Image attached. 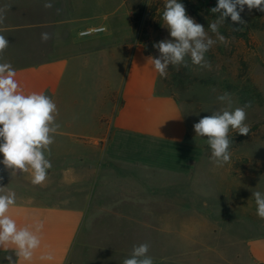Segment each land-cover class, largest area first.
<instances>
[{
	"label": "crops",
	"instance_id": "crops-1",
	"mask_svg": "<svg viewBox=\"0 0 264 264\" xmlns=\"http://www.w3.org/2000/svg\"><path fill=\"white\" fill-rule=\"evenodd\" d=\"M44 2L0 0V34L10 43L0 62L12 64L24 94L55 102L59 125L43 184L0 163V195L16 196L8 215L18 227L44 225L30 261L10 246L0 248V264L8 255L17 264H83L80 246L99 228L107 229L103 264H122L142 243L154 264H264V238L240 236V213L229 208L234 192L219 194L227 200L218 212L207 199L216 194L201 177L214 179L208 166L216 164L188 141L184 106L161 91L154 56L133 40L128 0H52L50 9ZM97 26L105 31L80 35ZM42 32L51 38L43 42ZM224 229L230 235L221 243Z\"/></svg>",
	"mask_w": 264,
	"mask_h": 264
},
{
	"label": "rangeland",
	"instance_id": "rangeland-1",
	"mask_svg": "<svg viewBox=\"0 0 264 264\" xmlns=\"http://www.w3.org/2000/svg\"><path fill=\"white\" fill-rule=\"evenodd\" d=\"M178 2L183 3L187 14L204 25L208 34L216 39L208 24L218 16L210 11L216 6L217 0ZM165 3L166 0H128L133 12V40L142 44L145 51L154 57H158L159 52L153 44L172 39L162 19ZM241 16L246 24L241 26L240 31H232V27L238 25H233L230 18L220 27V34L228 38L229 42L225 45L217 41L205 54V59L211 64L210 68L195 65L190 57H186L187 67L169 65L167 77H159V80L161 91L175 98L185 108L191 126L188 141L199 147L208 158H211V149L207 138L196 136L193 125L202 117L227 107L226 103L217 100V96L225 92L232 95L230 110L251 102V107L246 109L245 121L250 127L249 135H240L230 130V162L222 167L208 166L217 169L214 179L210 176L201 177L216 194L207 198L215 205L216 212L222 208L219 202L225 203L227 200L219 194L226 195L229 190L234 192V202L229 208L234 212L239 211L240 236L247 240L251 235L244 234L246 232H254L255 237L264 238V219L256 214L255 198L252 196L256 191L264 193V12L256 9L249 11L245 6ZM125 227L127 223L123 224ZM109 229L111 233H116L114 228ZM106 232L107 229L99 228L95 238L88 241L89 246H80L81 255L85 256L83 264H103ZM128 232L126 235H130ZM228 232L229 229H224L222 234L217 235L221 243H226L224 239L229 237ZM146 238L144 234L143 242ZM117 247L120 248L119 245ZM125 247L128 249L129 245L125 244ZM238 247L246 253L245 243H239Z\"/></svg>",
	"mask_w": 264,
	"mask_h": 264
},
{
	"label": "clouds",
	"instance_id": "clouds-1",
	"mask_svg": "<svg viewBox=\"0 0 264 264\" xmlns=\"http://www.w3.org/2000/svg\"><path fill=\"white\" fill-rule=\"evenodd\" d=\"M245 6L249 11L256 9L264 12V0H217L216 6L210 11L218 16L214 22L208 24V28L216 36V39H213L204 25L197 23L187 14L183 3L178 0H166L162 19L172 39L153 44L159 52L158 57L152 58L159 76L167 77L169 65L187 67L186 57H190L195 65L210 68L211 64L205 59V54L217 41L225 45L229 42L228 38L220 34V27L230 18L233 25H238L233 26L232 31H240L241 26L246 24L241 16ZM43 7L52 8V0H45ZM4 19L5 17L0 15V23H3ZM50 38L49 33H41L43 42ZM9 44V40L0 34V59ZM15 75L11 63L0 62V154L3 155L0 163L7 169H13V172L30 173L31 183L40 185L45 182L48 169L52 167L45 152L50 151L49 146L54 142L53 134L59 128L54 115L57 113V107L44 93L24 94L15 80ZM217 100L226 103L227 107L202 117L193 127L196 136L207 138L212 161L222 167L231 159L230 130L240 135L250 133V127L245 121L246 109L251 107V102L230 110L233 103L230 93L218 95ZM252 196L255 198L256 214L264 219V193L256 191ZM15 202L16 196L12 191L0 195V248L7 251L11 246L18 260L22 258L24 261H30L35 250L41 246L39 233L44 225L42 221H36L31 225L18 227L16 220L8 215ZM148 253L147 243L133 246L130 257L125 258L122 264H154ZM5 258L8 264H17L11 255ZM51 258L50 255L41 257Z\"/></svg>",
	"mask_w": 264,
	"mask_h": 264
},
{
	"label": "built area",
	"instance_id": "built-area-1",
	"mask_svg": "<svg viewBox=\"0 0 264 264\" xmlns=\"http://www.w3.org/2000/svg\"><path fill=\"white\" fill-rule=\"evenodd\" d=\"M105 31L103 26L91 27L80 32L81 36H94Z\"/></svg>",
	"mask_w": 264,
	"mask_h": 264
}]
</instances>
